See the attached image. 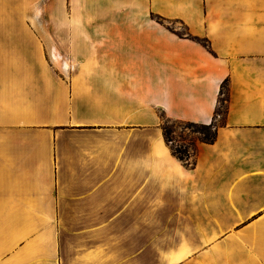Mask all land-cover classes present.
Wrapping results in <instances>:
<instances>
[{
	"label": "crops",
	"instance_id": "obj_1",
	"mask_svg": "<svg viewBox=\"0 0 264 264\" xmlns=\"http://www.w3.org/2000/svg\"><path fill=\"white\" fill-rule=\"evenodd\" d=\"M0 264H264V0H0Z\"/></svg>",
	"mask_w": 264,
	"mask_h": 264
},
{
	"label": "rangeland",
	"instance_id": "obj_2",
	"mask_svg": "<svg viewBox=\"0 0 264 264\" xmlns=\"http://www.w3.org/2000/svg\"><path fill=\"white\" fill-rule=\"evenodd\" d=\"M171 29H176L179 33H184L183 29L179 25L171 24ZM219 113H221V108L219 109ZM220 115V114H218ZM222 117L215 116V122H219ZM216 126V124H215ZM214 124L212 125L211 131L214 132ZM163 128L166 129L167 137L169 139L170 146L172 150H180L187 152L188 146L193 145L196 139L202 140V135L204 133H208V129H201L197 126H190L186 123L180 122H165Z\"/></svg>",
	"mask_w": 264,
	"mask_h": 264
},
{
	"label": "trees",
	"instance_id": "obj_3",
	"mask_svg": "<svg viewBox=\"0 0 264 264\" xmlns=\"http://www.w3.org/2000/svg\"><path fill=\"white\" fill-rule=\"evenodd\" d=\"M197 40V39H195ZM203 45L206 46V43L204 41H200ZM222 91V90H221ZM224 97L222 96V92L220 94V97L218 99V107H217V110L215 111V115H218L220 114L219 112V109L221 108V105L223 104L224 102ZM190 126H197L201 129H208V133H204L202 135V140L204 143H211L214 139V132L211 131V128H212V124L208 125V126H203V125H196V124H190V123H186ZM167 131L165 128H163V135H164V138H165V141L166 142H169V139L167 137ZM173 151V154L180 160V161H183L186 157H187V152H183V151H180V150H172Z\"/></svg>",
	"mask_w": 264,
	"mask_h": 264
}]
</instances>
